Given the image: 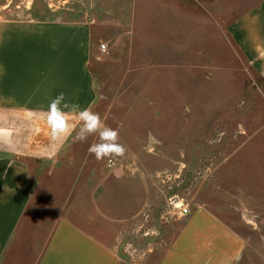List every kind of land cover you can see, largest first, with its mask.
I'll use <instances>...</instances> for the list:
<instances>
[{"label": "crops", "instance_id": "0c3cea01", "mask_svg": "<svg viewBox=\"0 0 264 264\" xmlns=\"http://www.w3.org/2000/svg\"><path fill=\"white\" fill-rule=\"evenodd\" d=\"M64 14L52 17L58 14L50 6L45 11L34 3L31 18L0 25V264H125L126 231L157 201L150 159H167L168 141L155 131L149 139L160 113L150 112L139 140L158 147L150 154L133 147L139 158L129 171L109 169L105 157L89 151L98 135L75 139L81 121L70 108L64 109L70 130L58 141L49 127L21 131L35 126L23 115H45L61 93L65 103L94 110L92 64L104 58L92 57H104L100 42L122 51L113 58H128V73L147 71L159 80L151 95L188 94L193 101L219 79L235 88L236 101L253 88L264 90V0H94ZM103 122L117 132L121 126ZM238 179L247 189V172ZM255 188L264 196V182ZM181 218L170 245L142 264H245L246 241L216 213L190 207Z\"/></svg>", "mask_w": 264, "mask_h": 264}, {"label": "rangeland", "instance_id": "374dc122", "mask_svg": "<svg viewBox=\"0 0 264 264\" xmlns=\"http://www.w3.org/2000/svg\"><path fill=\"white\" fill-rule=\"evenodd\" d=\"M34 3L45 11L50 6L51 14H58L52 17L62 18L67 10L85 9L94 4V0H0V25L31 18ZM101 43L107 45L108 53L101 57L95 52L92 57L104 58L102 61L93 59L97 101L92 111L102 120L111 118L121 123L119 142L125 148L122 155L105 157L107 168L119 166L134 170L139 155L133 152V147H144L142 152L145 150L147 154L158 147L153 141H139L143 136L142 124L151 117V111L154 118L159 113L162 116L158 117L161 122L151 129L149 140L156 139L155 131L156 136L168 141V150L159 145L167 151L168 158L150 159L154 168L152 182L158 187L152 198L157 201L151 208H146L141 219L126 231L121 250L124 263L142 264L151 251L170 245L176 234L175 227L182 221V216L170 206L171 200H177L183 201L188 208L204 207L216 213L246 241L245 264H263L264 196L261 189L255 187L256 181L264 182V99L260 96H264V90L256 93L253 88L237 102L235 88L229 81L219 79L209 93L196 95L193 101L188 94L151 95L149 90H154L153 86L157 87L159 80L147 71L128 73V58H113L122 51L118 47L114 51L109 46L112 42L109 45ZM242 101L248 105L238 107ZM156 104H162V110L156 109ZM223 104L236 107L222 110ZM153 106L156 112L152 110ZM23 117L32 125L35 123L33 129L27 125L21 129L24 134L42 133L48 127L45 115ZM221 120L225 124L221 125ZM40 122L42 125L37 126ZM146 128L148 131L149 126ZM128 145H131V151ZM177 151L181 152L179 158L174 157L175 153L179 154ZM109 159L114 160L115 165L108 166ZM244 171L248 182L247 189L242 191L240 180L233 179Z\"/></svg>", "mask_w": 264, "mask_h": 264}, {"label": "clouds", "instance_id": "9594fccd", "mask_svg": "<svg viewBox=\"0 0 264 264\" xmlns=\"http://www.w3.org/2000/svg\"><path fill=\"white\" fill-rule=\"evenodd\" d=\"M64 99V94L61 93L51 100L45 112L46 122L53 141H58L69 132L71 126L64 109L70 108L81 121L79 131L76 133V140L85 142L89 136L98 135L99 142L92 144L89 148V151L98 160L112 154L122 155L124 153L125 148L119 142L117 130L107 126L98 113L89 108L81 109L79 104L69 105L64 102Z\"/></svg>", "mask_w": 264, "mask_h": 264}, {"label": "built area", "instance_id": "2783aa9c", "mask_svg": "<svg viewBox=\"0 0 264 264\" xmlns=\"http://www.w3.org/2000/svg\"><path fill=\"white\" fill-rule=\"evenodd\" d=\"M99 52L104 55L107 54V46L106 44H100L99 45ZM108 166L115 165V161L112 159L108 160ZM170 206L173 208L174 211L177 212L179 216H185L189 213L188 205H185L183 201H177V200H171Z\"/></svg>", "mask_w": 264, "mask_h": 264}]
</instances>
